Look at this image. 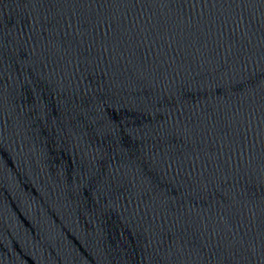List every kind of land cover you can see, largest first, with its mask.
<instances>
[{
    "label": "water",
    "instance_id": "obj_1",
    "mask_svg": "<svg viewBox=\"0 0 264 264\" xmlns=\"http://www.w3.org/2000/svg\"><path fill=\"white\" fill-rule=\"evenodd\" d=\"M0 264H264V0H0Z\"/></svg>",
    "mask_w": 264,
    "mask_h": 264
}]
</instances>
